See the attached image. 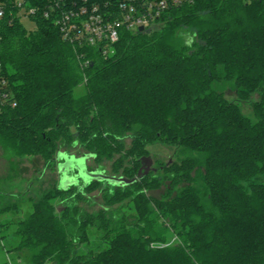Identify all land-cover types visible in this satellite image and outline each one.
I'll return each instance as SVG.
<instances>
[{"label":"trees","instance_id":"obj_1","mask_svg":"<svg viewBox=\"0 0 264 264\" xmlns=\"http://www.w3.org/2000/svg\"><path fill=\"white\" fill-rule=\"evenodd\" d=\"M1 35L4 150L48 163L79 150L131 180L150 145L176 149L133 184L42 194L12 222L14 251L32 264H264V0H194L155 30L124 32L108 58L42 17L6 22ZM228 91L258 95L253 114ZM96 189L104 202L88 212L80 203H95Z\"/></svg>","mask_w":264,"mask_h":264},{"label":"built area","instance_id":"obj_2","mask_svg":"<svg viewBox=\"0 0 264 264\" xmlns=\"http://www.w3.org/2000/svg\"><path fill=\"white\" fill-rule=\"evenodd\" d=\"M194 0H0V42L3 25L16 21L52 20L64 41L74 47L98 48L112 56L124 32L155 30L171 9ZM250 1V0H247ZM0 64V97L9 95Z\"/></svg>","mask_w":264,"mask_h":264},{"label":"rangeland","instance_id":"obj_3","mask_svg":"<svg viewBox=\"0 0 264 264\" xmlns=\"http://www.w3.org/2000/svg\"><path fill=\"white\" fill-rule=\"evenodd\" d=\"M27 28H33L34 24L29 21H24ZM85 93V85L81 84L75 90V96L80 97ZM226 97L229 101L237 102L243 113L247 116L253 114V103L259 99L258 95L253 96L246 102H241L235 92L228 91ZM127 146H130L131 140L125 141ZM175 148L164 144H152L149 146L150 157L153 159V167H157L159 163H167L175 159ZM61 150V153H64ZM79 150H70L69 152L82 155ZM57 155L55 156V158ZM89 165L94 167V161L91 159ZM264 183V177L260 179ZM91 182L85 181L88 186ZM71 186H75L78 192L84 189L80 187L79 182H75ZM71 186H68V190ZM59 185V172L57 163H48L40 156L32 158L16 157L13 153L4 150L0 146V206L3 204L16 205V209L0 215V225L11 223L9 226L0 228V264H32L27 255H21L13 250L19 243V240L14 235L16 223L18 219H25L33 210V201H36L42 194L57 190ZM108 187H114L109 184ZM62 190H64L61 187ZM165 193V188L153 191L150 194L160 198ZM90 197H93L95 205L92 202H81L80 207L88 212L98 210L102 206L104 200L99 189L91 192ZM57 206L58 214L64 208L60 199L52 201ZM176 238L173 237L169 242L174 243Z\"/></svg>","mask_w":264,"mask_h":264},{"label":"water","instance_id":"obj_4","mask_svg":"<svg viewBox=\"0 0 264 264\" xmlns=\"http://www.w3.org/2000/svg\"><path fill=\"white\" fill-rule=\"evenodd\" d=\"M140 32L144 31L143 28H140ZM95 158L94 155L88 154L84 157H76L74 155L65 154V153H59L57 156V160H64V163L59 164L58 170L59 175L61 177L60 179V189L61 187L65 190L68 188V186H71L75 182L77 183L76 179H67V173L69 170L77 169L79 170L80 174L78 176L87 178L86 180L93 182V180H108L110 183L114 185H120V184H133L137 180H141L145 178L150 171L152 170L153 165V159L150 156L143 157L141 159L142 166L138 172V175L134 179H127V178H119V177H111L106 176L102 172H89L87 170L86 161L87 159Z\"/></svg>","mask_w":264,"mask_h":264},{"label":"flooded vegetation","instance_id":"obj_5","mask_svg":"<svg viewBox=\"0 0 264 264\" xmlns=\"http://www.w3.org/2000/svg\"><path fill=\"white\" fill-rule=\"evenodd\" d=\"M65 154H70V155H74V156H76V157H84L85 155H76V154H73V153H71V152H69V151H63ZM59 153H61V151L59 152ZM59 153L57 154V156L59 155ZM93 159V158H92ZM94 160V159H93ZM90 161H92L91 159H87V161H86V166H87V170L89 171V172H102L104 175H106V176H111V177H118V176H113V175H110L109 174V172H108V170H106L103 166H101V165H97V164H95V166L94 167H91L90 165H89V163H90ZM52 163H57V166H59V164H61V163H64V160H57V157L56 158H54V160H53V162ZM154 163V162H153ZM158 168H161V166L158 164V166L157 167H153L152 166V170L150 171V172H156L157 170H158ZM58 172H59V170H58ZM80 174V172H79V170H77L76 168L75 169H72V170H69L68 171V173H67V179H76L77 180V182H79L80 183V187L81 188H85L86 187V185H85V181H88V180H86L87 178H83V177H80V176H78ZM119 178H124V177H119ZM60 179H61V177H60V175H59V185H60ZM94 181H99V182H101L102 183V186H103V188H106L109 184H110V182L108 181V180H93V182ZM88 182H90V181H88ZM92 183V182H91ZM112 184V183H111ZM122 185H125V184H120V185H114L113 184V186L114 187H111V188H115L116 186H122ZM71 188H75V186H71L69 189H71Z\"/></svg>","mask_w":264,"mask_h":264}]
</instances>
